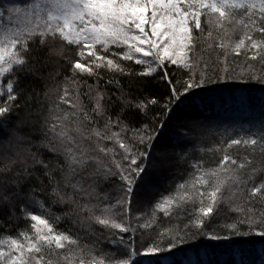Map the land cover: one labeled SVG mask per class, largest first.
<instances>
[{
	"label": "snow or ice",
	"instance_id": "obj_1",
	"mask_svg": "<svg viewBox=\"0 0 264 264\" xmlns=\"http://www.w3.org/2000/svg\"><path fill=\"white\" fill-rule=\"evenodd\" d=\"M221 80L264 85V0L0 6V264H184L199 238H264V114L191 162L212 133L179 105ZM181 161L169 195L143 183Z\"/></svg>",
	"mask_w": 264,
	"mask_h": 264
},
{
	"label": "trees",
	"instance_id": "obj_2",
	"mask_svg": "<svg viewBox=\"0 0 264 264\" xmlns=\"http://www.w3.org/2000/svg\"><path fill=\"white\" fill-rule=\"evenodd\" d=\"M24 2H27V0H0V6L5 3ZM48 71L49 69H44L45 74ZM31 83L43 96L44 82L36 80ZM179 112L201 116L206 120L212 135L206 137L203 143L194 146L189 145V148L192 149L191 162L194 163L196 160L202 159L206 162L207 167H214L222 153H208L207 151H201V149L206 150L214 147V145H220L223 148L221 133L224 128L258 120L264 114V85L254 81L243 82L238 80L213 82L203 90H194L179 105ZM224 139L226 144L227 138ZM229 154L243 158L247 153L243 148L234 146L229 149ZM185 170L187 172L192 171L188 164L181 161L164 175L150 171L149 175L144 177L143 183L148 187H155L157 196L160 194L166 196L174 192L176 185L187 178ZM52 211L58 214L60 209L53 207ZM185 211H192V206L187 205ZM180 214L177 211V215ZM6 215V210L0 213V222L4 221ZM158 215L165 226L170 223L166 218H163L162 213ZM171 223H176V220L173 219ZM28 226H30V221L26 223L24 219H13L8 221L5 227L10 228V234L15 235L19 230ZM67 226V221L60 222L59 227L61 229ZM0 231H3V229H0ZM102 247L108 250L106 244ZM172 255L183 259L184 264H264V238L256 235L234 238L229 241H212L207 238H199L181 246ZM177 264H180L179 260H177Z\"/></svg>",
	"mask_w": 264,
	"mask_h": 264
}]
</instances>
